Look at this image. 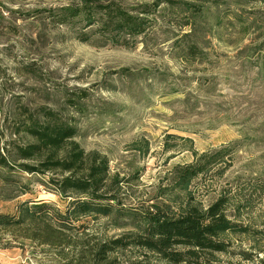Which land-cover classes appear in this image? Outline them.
Segmentation results:
<instances>
[{"label":"rangeland","instance_id":"1","mask_svg":"<svg viewBox=\"0 0 264 264\" xmlns=\"http://www.w3.org/2000/svg\"><path fill=\"white\" fill-rule=\"evenodd\" d=\"M113 1L134 9L157 0ZM175 1L200 14L161 4L145 36L125 48L98 36L81 42L95 28L58 22L79 0H0L2 141L26 110H52L77 128L86 152L107 157L111 178L124 181L116 185L119 203L137 210L171 209L178 194L184 202L185 194L170 193L169 177L193 160L189 148L228 149L226 164L188 193L203 208L229 198L227 215L247 227L225 236L231 245L220 264H264V0ZM189 32L183 47L195 43L203 52L194 60L174 48ZM11 140L26 142L22 132ZM47 177L0 168V215L16 216L24 201L63 212L67 201L43 184ZM127 223L84 217L68 231L54 222L0 229V264H94L98 244L127 234ZM113 257L123 264L143 258L134 249Z\"/></svg>","mask_w":264,"mask_h":264},{"label":"trees","instance_id":"2","mask_svg":"<svg viewBox=\"0 0 264 264\" xmlns=\"http://www.w3.org/2000/svg\"><path fill=\"white\" fill-rule=\"evenodd\" d=\"M161 4L184 8V12L191 11L187 7H192L175 0H157L134 9L113 0H79L76 8L61 10L58 22L72 24L78 19L85 23V27L95 28L89 35L80 34L78 39L81 42L98 36L114 46L128 48L136 37L145 36L153 20L151 14ZM199 11L194 8L191 12L199 15ZM189 38L192 33H185L174 43V48L178 53L182 52L185 59L194 60L203 52L195 43L183 47ZM26 111V120L9 133L7 141H2L4 135L0 133V168L48 176L43 184L65 199L67 206L60 212L46 202L24 201L18 205L16 216L0 215V229L23 228L26 223L54 222L58 228L68 231L73 228V221L84 217L116 216L127 220L131 231L100 242L92 253L94 264H123L111 256L127 249L141 252L143 258L126 264H220L218 255L227 254L231 245L225 236L247 232V227L227 215L229 198L219 197L203 208L192 203L188 193L193 182L226 162L228 149L197 153L189 148L193 160L175 166L169 177L170 193L185 194L184 202L177 201L178 194L173 198L171 209L156 205L144 210L128 209L119 203L117 196V186L124 181L111 178L105 155L96 150L86 152L82 148L75 139L77 128L74 125L63 122L52 110ZM21 132L26 140L22 145L11 140ZM187 142L192 144L191 140Z\"/></svg>","mask_w":264,"mask_h":264}]
</instances>
